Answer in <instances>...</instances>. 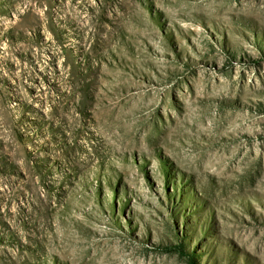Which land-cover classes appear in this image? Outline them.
Wrapping results in <instances>:
<instances>
[{"label": "rangeland", "instance_id": "obj_1", "mask_svg": "<svg viewBox=\"0 0 264 264\" xmlns=\"http://www.w3.org/2000/svg\"><path fill=\"white\" fill-rule=\"evenodd\" d=\"M0 264H264V0H0Z\"/></svg>", "mask_w": 264, "mask_h": 264}]
</instances>
